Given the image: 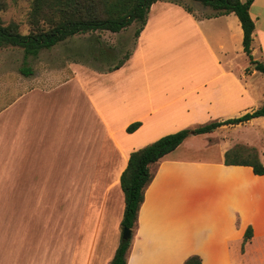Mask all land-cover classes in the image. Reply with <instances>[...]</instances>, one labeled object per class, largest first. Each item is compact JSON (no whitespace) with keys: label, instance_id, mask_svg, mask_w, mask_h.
I'll return each instance as SVG.
<instances>
[{"label":"crops","instance_id":"crops-1","mask_svg":"<svg viewBox=\"0 0 264 264\" xmlns=\"http://www.w3.org/2000/svg\"><path fill=\"white\" fill-rule=\"evenodd\" d=\"M249 14L251 55L264 61V0ZM242 38L233 13L197 18L159 0L120 68L69 65L68 79L2 103L0 264H110L122 240L120 176L130 154L264 103V75ZM133 123L140 126L128 133ZM215 133L217 144L190 147ZM238 144L255 148L264 165V117L191 135L152 166L126 264H184L193 255L201 264H264V175L223 163Z\"/></svg>","mask_w":264,"mask_h":264},{"label":"trees","instance_id":"trees-1","mask_svg":"<svg viewBox=\"0 0 264 264\" xmlns=\"http://www.w3.org/2000/svg\"><path fill=\"white\" fill-rule=\"evenodd\" d=\"M159 0H33L30 14L32 31L21 34L16 23L4 24L0 20V49L17 47L23 50L25 56L36 57L43 49H50L75 35L94 31H108L119 33L133 23L139 24L134 32L137 39L143 30L152 4ZM211 10L205 18L217 17L233 13L240 22L243 32L242 48L250 65L264 75V61H256L251 55L252 33L254 22L250 18L249 9L254 0H192ZM186 12L190 9L179 3ZM4 9L0 0V11ZM43 23V25H42ZM126 54L108 71L120 68L129 58ZM24 76L32 71L21 68ZM264 117V103L256 110L240 117L224 121L210 122L194 129H183L169 134L158 140L133 151L127 166L120 176V188L124 195V211L121 227L132 231L136 225L137 214L144 199V191L154 177L152 166L165 155L174 151L191 135L209 134L221 126L238 125L253 118ZM140 123H133L127 127L128 133L134 132ZM223 163L226 166L250 167L253 174L264 175V165L261 163L255 148L236 145L224 154ZM252 237V227L248 226L244 232L243 242L247 243ZM131 238L120 240L119 246L110 264H126ZM184 264H201L198 256H190Z\"/></svg>","mask_w":264,"mask_h":264},{"label":"rangeland","instance_id":"rangeland-1","mask_svg":"<svg viewBox=\"0 0 264 264\" xmlns=\"http://www.w3.org/2000/svg\"><path fill=\"white\" fill-rule=\"evenodd\" d=\"M2 1L4 9L0 11L1 22L4 24L16 23L21 34L26 35L31 32L30 14L33 0ZM161 1L179 3L190 9L197 18H204L212 13L209 8L192 0ZM138 25L133 23L119 33L94 31L75 35L50 49L41 50L36 57L25 56L23 50L17 47L0 49V107L6 100H12L17 94H22L31 86L44 87L49 83L56 84L61 80L68 79L72 76V72L68 70L69 65H80L92 72L107 71L110 66L132 52L136 41L134 32ZM243 59H246L244 54ZM23 67L30 69L32 75H22L20 69ZM231 131L230 129L231 135L236 134L235 131ZM237 134L241 139L245 131L238 130ZM218 139V134L205 140L196 136L190 143V147H202L205 144L215 145L218 143ZM7 197L8 204H10L11 195L9 194ZM6 242L7 245H11L10 233ZM7 264H10L9 259Z\"/></svg>","mask_w":264,"mask_h":264},{"label":"water","instance_id":"water-1","mask_svg":"<svg viewBox=\"0 0 264 264\" xmlns=\"http://www.w3.org/2000/svg\"><path fill=\"white\" fill-rule=\"evenodd\" d=\"M131 238V231L126 228L121 229V239L122 240H128Z\"/></svg>","mask_w":264,"mask_h":264}]
</instances>
